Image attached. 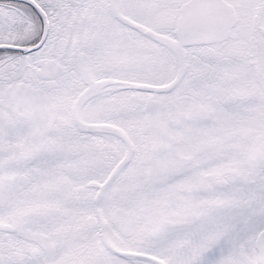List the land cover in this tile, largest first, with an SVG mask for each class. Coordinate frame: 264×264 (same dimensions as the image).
<instances>
[{"label":"snow or ice","instance_id":"6c2138e0","mask_svg":"<svg viewBox=\"0 0 264 264\" xmlns=\"http://www.w3.org/2000/svg\"><path fill=\"white\" fill-rule=\"evenodd\" d=\"M0 264H264V0H0Z\"/></svg>","mask_w":264,"mask_h":264}]
</instances>
